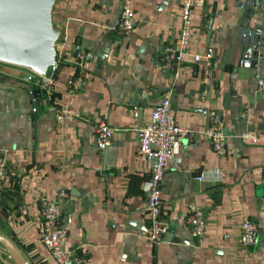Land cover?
<instances>
[{"label": "crops", "instance_id": "crops-1", "mask_svg": "<svg viewBox=\"0 0 264 264\" xmlns=\"http://www.w3.org/2000/svg\"><path fill=\"white\" fill-rule=\"evenodd\" d=\"M180 1L57 0L51 21L60 29V61L50 99L34 95V107L29 69L0 62V155L9 168L0 187V232L31 264H57L38 237L39 209L50 199L69 220L65 245L74 264H264V186L258 180L264 89L257 86V78L264 79V6L262 0L257 6L254 0H193L188 53L173 64L160 56L164 44L178 40ZM128 6L136 25L120 34L116 22ZM253 36L258 56L243 58L241 47ZM208 47L210 65L194 60L192 54ZM76 50L85 52L80 69ZM166 95L175 122L192 134L165 161L160 216L168 229L152 242L145 236L151 165L138 152L134 126L147 122L152 105ZM61 105L74 114L58 112ZM214 115L225 136L220 154L203 132ZM95 119L114 130L102 149L94 144ZM246 130L257 133L256 141L239 136ZM203 169L219 171V179L195 180ZM193 208L205 217L199 243L186 225ZM247 217L257 225L251 246L238 240ZM6 257L0 246V264H9Z\"/></svg>", "mask_w": 264, "mask_h": 264}, {"label": "built area", "instance_id": "built-area-1", "mask_svg": "<svg viewBox=\"0 0 264 264\" xmlns=\"http://www.w3.org/2000/svg\"><path fill=\"white\" fill-rule=\"evenodd\" d=\"M193 0H181L179 21L180 27L178 30L177 42L166 43L161 48V56L164 61L177 64L183 61L184 56L188 53V32L190 29V14L193 6ZM264 6V0H262ZM134 11L128 6L123 7L117 19L116 30L120 34H127L136 25ZM60 34V33H59ZM58 39V38H57ZM57 43V41H56ZM56 45V44H55ZM85 52L76 50L74 53V64L78 69L82 68ZM194 60L204 58L207 65H210L213 60V51L207 48L203 55L192 54ZM54 63L48 66L49 74L30 71L26 74V79L34 83L40 91L39 101L50 99V92L53 85V75L58 66L59 58L54 57ZM72 79L70 82L75 84L78 80ZM257 86L264 89V79L257 78ZM58 112L63 114H74L67 105L59 106ZM247 110L241 111V116L245 117ZM137 137L138 152L150 161V170L146 178V211L149 219L148 227L145 231V236L152 241L161 240L168 229L167 221L160 216L161 200L160 188L161 179L165 169V161L176 155L179 149L180 142L191 136L192 130L187 126L179 125L175 122L172 112L170 111V100L166 95L155 102L150 108L149 120L145 123L134 126ZM94 134V144L97 148H104L110 144L113 134V128L106 123L104 119H95L92 123ZM204 134L207 137L212 149L220 154L225 152L224 134L219 127L217 116H211L210 123ZM239 136L247 141H256L257 133L253 131H243ZM9 168L6 165L5 158L0 155V187L3 181L7 178ZM220 177V172L210 169H203L195 175V180L202 181L203 179H216ZM259 182L264 186V164L261 167ZM64 190L58 191L57 196L64 195ZM39 218L42 221L39 239L44 244L50 255L54 258L57 264H74L75 257L70 249L65 245L68 236L67 218H61V206L54 199L45 200L39 209ZM186 225L193 240L197 243L203 237L205 225V217L200 208H193L186 215ZM258 233L257 225L250 218H244L239 224V244L243 246H251L257 242Z\"/></svg>", "mask_w": 264, "mask_h": 264}, {"label": "water", "instance_id": "water-1", "mask_svg": "<svg viewBox=\"0 0 264 264\" xmlns=\"http://www.w3.org/2000/svg\"><path fill=\"white\" fill-rule=\"evenodd\" d=\"M55 2L57 0H0V62L24 66L37 74H49L48 66L55 61V44L60 33V29L51 21ZM254 2L253 6H257V0ZM244 31L248 34L257 32L249 27H245ZM246 39L247 45H242L241 55L255 60L257 50L251 47L259 40L257 37ZM28 93L34 107L36 97L30 87ZM0 246L14 264H31L13 240L2 232Z\"/></svg>", "mask_w": 264, "mask_h": 264}, {"label": "trees", "instance_id": "trees-1", "mask_svg": "<svg viewBox=\"0 0 264 264\" xmlns=\"http://www.w3.org/2000/svg\"><path fill=\"white\" fill-rule=\"evenodd\" d=\"M34 95H36L37 96V99H39V95H40V91H39V88L36 86V89H34Z\"/></svg>", "mask_w": 264, "mask_h": 264}, {"label": "rangeland", "instance_id": "rangeland-1", "mask_svg": "<svg viewBox=\"0 0 264 264\" xmlns=\"http://www.w3.org/2000/svg\"><path fill=\"white\" fill-rule=\"evenodd\" d=\"M5 259L9 262V264H14L12 260H10V257H6Z\"/></svg>", "mask_w": 264, "mask_h": 264}]
</instances>
